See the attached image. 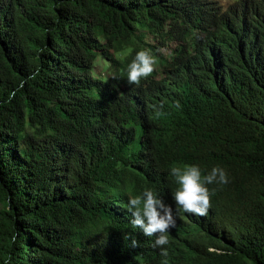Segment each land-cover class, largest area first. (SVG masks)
I'll return each instance as SVG.
<instances>
[{
	"label": "trees",
	"instance_id": "obj_1",
	"mask_svg": "<svg viewBox=\"0 0 264 264\" xmlns=\"http://www.w3.org/2000/svg\"><path fill=\"white\" fill-rule=\"evenodd\" d=\"M156 35L178 43L158 77L92 75ZM184 164L229 183L176 213L162 257L129 196L175 210ZM165 260L264 264V0H0V264Z\"/></svg>",
	"mask_w": 264,
	"mask_h": 264
},
{
	"label": "clouds",
	"instance_id": "obj_2",
	"mask_svg": "<svg viewBox=\"0 0 264 264\" xmlns=\"http://www.w3.org/2000/svg\"><path fill=\"white\" fill-rule=\"evenodd\" d=\"M157 66V58L149 50H140L128 65L127 80L130 85H140L143 79L153 74ZM169 176L178 185L173 196L176 203L175 210L165 203L163 197L151 188H145L142 193L130 195L128 210L132 214L131 224L141 229L147 237L155 236L154 246L161 249V256H168L165 247L170 243L169 232L176 226V213L181 209L186 213L198 216L207 215L215 188L209 185H225L229 183V176L225 168L217 165L207 174L196 164L172 166ZM136 238L131 239V247H139ZM167 264V261H164Z\"/></svg>",
	"mask_w": 264,
	"mask_h": 264
},
{
	"label": "rangeland",
	"instance_id": "obj_3",
	"mask_svg": "<svg viewBox=\"0 0 264 264\" xmlns=\"http://www.w3.org/2000/svg\"><path fill=\"white\" fill-rule=\"evenodd\" d=\"M221 4H228L235 0H217ZM146 43H140L139 45H124L121 50L113 51L112 55L116 62L111 63L101 56H98L94 62L92 75L97 78H102L114 84L116 86V81L118 80V73H123L122 70H128V65L135 58V55L140 50H149L150 53L161 54L163 58L167 60L173 55L175 49L178 47V43L172 39L164 38L160 35L150 36L145 39ZM161 72V66H156L153 77H158ZM126 78V77H125ZM149 78V77H148ZM147 79H143L146 81ZM122 80H119L120 83Z\"/></svg>",
	"mask_w": 264,
	"mask_h": 264
}]
</instances>
